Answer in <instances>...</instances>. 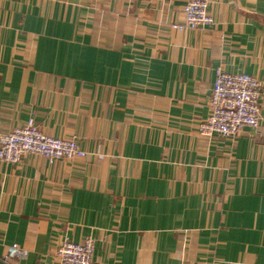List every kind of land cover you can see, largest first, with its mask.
I'll return each instance as SVG.
<instances>
[{
	"label": "crops",
	"instance_id": "obj_1",
	"mask_svg": "<svg viewBox=\"0 0 264 264\" xmlns=\"http://www.w3.org/2000/svg\"><path fill=\"white\" fill-rule=\"evenodd\" d=\"M185 2L0 0V133L33 118L86 152L0 160V258L89 237L101 264H264V97L258 127H198L218 66L264 78V0L175 28Z\"/></svg>",
	"mask_w": 264,
	"mask_h": 264
},
{
	"label": "built area",
	"instance_id": "obj_2",
	"mask_svg": "<svg viewBox=\"0 0 264 264\" xmlns=\"http://www.w3.org/2000/svg\"><path fill=\"white\" fill-rule=\"evenodd\" d=\"M183 9L184 19L173 24L175 28L210 26L213 23L208 0H186ZM263 97L264 78L245 72H229L218 66L208 99L209 113L199 122L200 134L233 138L245 126L258 127L260 100ZM262 129L264 132V124ZM28 153L53 161L84 156L86 152L75 137L61 138L45 134L33 118H29L24 124L0 133V160L16 163ZM26 254L25 248L12 243L0 261L11 264V257L21 259ZM55 254L59 264H101L93 258V240L89 237L83 242L63 237L55 248Z\"/></svg>",
	"mask_w": 264,
	"mask_h": 264
}]
</instances>
